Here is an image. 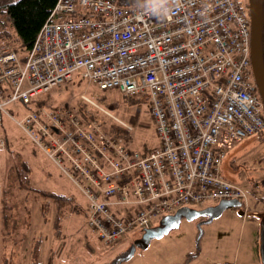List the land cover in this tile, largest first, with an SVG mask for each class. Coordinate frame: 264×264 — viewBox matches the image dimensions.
<instances>
[{"label":"built area","instance_id":"2783aa9c","mask_svg":"<svg viewBox=\"0 0 264 264\" xmlns=\"http://www.w3.org/2000/svg\"><path fill=\"white\" fill-rule=\"evenodd\" d=\"M250 29L237 0H56L23 59L0 42V110L27 105L75 75L100 90L148 99L158 143L147 152L83 116L79 101L132 129L84 94L15 120L83 195L85 225L103 245L182 206L245 205V188L225 179L221 167L235 143L264 130Z\"/></svg>","mask_w":264,"mask_h":264},{"label":"rangeland","instance_id":"374dc122","mask_svg":"<svg viewBox=\"0 0 264 264\" xmlns=\"http://www.w3.org/2000/svg\"><path fill=\"white\" fill-rule=\"evenodd\" d=\"M12 1L0 0V4ZM81 94L107 108L117 105L110 110L132 125L133 147L156 145L145 96L133 99L116 89L101 91L75 75L34 101L46 99L49 105L63 106ZM34 103L0 110V138L4 139L0 147V264H264L260 230L264 221L263 132L235 143L221 167L225 179L245 188V214L225 208L200 225V235L197 220L182 218L178 227L152 238L145 248L135 246L130 251L141 228H134L116 244L99 242L85 225L83 195L16 124ZM158 222L159 218L154 219L150 226Z\"/></svg>","mask_w":264,"mask_h":264},{"label":"trees","instance_id":"16d2710c","mask_svg":"<svg viewBox=\"0 0 264 264\" xmlns=\"http://www.w3.org/2000/svg\"><path fill=\"white\" fill-rule=\"evenodd\" d=\"M111 1L123 6H134V5H140L141 3L147 0H144L143 2H141V0H111ZM237 1L242 4V1L240 0ZM55 2L56 0H15L12 2L0 4V42L1 41L10 42L14 46V49L19 54L20 58L23 59L24 54L31 47L37 32L41 28L42 24L47 20L52 8L54 7ZM4 24H7L8 27L4 28L3 27ZM11 26L13 27L14 32ZM129 98L134 99L136 97H129ZM32 102H35L34 107L38 105H44L48 107L52 106V104L49 105L50 103H47L48 101L46 99H39V101H32ZM66 104H68V102ZM79 105L81 107L83 116L96 118L99 121L101 128L105 132H107L111 136L121 138L122 141L127 146L137 149L140 152H147L152 148L146 146H144L143 148L133 147L130 144L131 130H126L124 127H122L115 121L111 120L105 114L96 110L92 106H89L83 101H80ZM113 105L114 104H110L108 108L104 105L102 106H104L107 110H110L115 106L117 107V105L115 106ZM20 182L22 183V181ZM55 197L57 199H59L60 197L64 198L61 195H55ZM224 264H228V263H224Z\"/></svg>","mask_w":264,"mask_h":264},{"label":"water","instance_id":"95a60500","mask_svg":"<svg viewBox=\"0 0 264 264\" xmlns=\"http://www.w3.org/2000/svg\"><path fill=\"white\" fill-rule=\"evenodd\" d=\"M258 0H248V9H249V17H250V58H251V66L252 73L254 76V80L257 85L260 87L258 80V75L256 72V66L259 61V53H258V42H259V17H258ZM260 90V89H259ZM264 111V92L262 90L259 91ZM255 137V136H254ZM258 137V136H257ZM234 208L240 207L238 210L239 214H245L243 208L241 207V202L237 199H221L216 204L205 206L201 209L190 208L188 206H182L178 208L174 213L167 214L162 216L159 219V222L156 226L147 227L143 229V233L140 237L133 240L131 249L132 251L135 246L140 248H145L152 238L161 237L163 234L169 232L171 229L179 226L182 218H186L187 220H194L200 216H207V218L201 222L197 223L199 228V235L201 234L200 225L203 223L210 222L213 218L219 216L225 208ZM260 230L263 231L264 236V221L260 225Z\"/></svg>","mask_w":264,"mask_h":264},{"label":"flooded vegetation","instance_id":"af4514ba","mask_svg":"<svg viewBox=\"0 0 264 264\" xmlns=\"http://www.w3.org/2000/svg\"><path fill=\"white\" fill-rule=\"evenodd\" d=\"M242 1V0H240ZM258 17H259V42H258V55H259V61H258V65L256 66V72L258 75V82L261 85L260 87L257 85V83L254 80V76H253V80H254V85H255V89L256 92L259 96V98L261 99L260 96V90H262L264 92V0H258ZM242 5H245L248 9V0H244V2L242 1ZM249 10V9H248ZM253 75V73H252ZM260 89V90H259ZM262 101V100H261ZM263 135H264V130L262 131ZM262 132L260 134H262ZM264 137V136H263ZM216 203H207L201 207H199L198 209H201L205 206H210V205H214ZM240 207H234L232 208L235 212L237 210H239ZM223 212V211H222ZM207 218V216H200L198 218H196L195 220H197L198 222H201L203 220H205ZM143 232H141L142 234ZM140 237V236H139Z\"/></svg>","mask_w":264,"mask_h":264},{"label":"clouds","instance_id":"9594fccd","mask_svg":"<svg viewBox=\"0 0 264 264\" xmlns=\"http://www.w3.org/2000/svg\"><path fill=\"white\" fill-rule=\"evenodd\" d=\"M159 2H160V4H164V3H166L167 2V0H159ZM153 11H155V12H157L158 14H160V10L159 9H153ZM167 9L166 8H164L163 9V14H167Z\"/></svg>","mask_w":264,"mask_h":264}]
</instances>
